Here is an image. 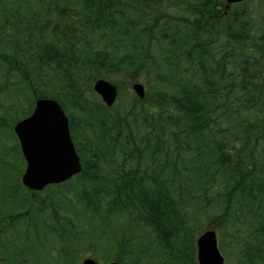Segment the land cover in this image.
Here are the masks:
<instances>
[{
	"label": "trees",
	"instance_id": "16d2710c",
	"mask_svg": "<svg viewBox=\"0 0 264 264\" xmlns=\"http://www.w3.org/2000/svg\"><path fill=\"white\" fill-rule=\"evenodd\" d=\"M136 79L143 99L121 91ZM37 98L65 112L81 171L32 192L12 127ZM1 135L0 264H78L83 223L105 262L198 264L212 227L224 264H264V0H0ZM31 226L66 242L53 261Z\"/></svg>",
	"mask_w": 264,
	"mask_h": 264
},
{
	"label": "water",
	"instance_id": "95a60500",
	"mask_svg": "<svg viewBox=\"0 0 264 264\" xmlns=\"http://www.w3.org/2000/svg\"><path fill=\"white\" fill-rule=\"evenodd\" d=\"M245 0H225L226 6ZM93 91L102 102L110 107L116 100V86L105 79H97ZM132 91L144 98V85L134 82ZM25 167L21 175L22 185L32 191H40L47 185L59 184L70 179L81 170L68 126V119L60 105L53 99L35 100L31 114L13 126ZM198 264H224V256L217 244L216 232L203 231L195 240ZM80 264H97L92 258H85ZM104 264H120L110 261Z\"/></svg>",
	"mask_w": 264,
	"mask_h": 264
},
{
	"label": "rangeland",
	"instance_id": "374dc122",
	"mask_svg": "<svg viewBox=\"0 0 264 264\" xmlns=\"http://www.w3.org/2000/svg\"><path fill=\"white\" fill-rule=\"evenodd\" d=\"M134 82H141V80L136 79V80L130 81V84L129 85H123L121 87V91H127L128 89L131 90V85ZM133 94L136 96V94L134 92H133ZM122 98H123V95H120V100ZM12 138L13 137H11V136L1 135L0 145H6L7 147H10L11 148L12 145H13ZM9 152L13 156L14 151L13 150H10ZM6 158L10 159V156L8 157V154H7ZM17 163H18L17 161L16 162H12V164H11L12 171L17 172V170H16ZM18 166L20 167V164L19 163H18ZM21 168H22V171L21 172H23L24 165L22 167V164H21ZM3 171L4 170H3V167H2V171L0 172V174H3ZM8 177H10L9 173H7V178ZM3 179H5V178H2V177L0 178V183H1V181ZM73 207L70 206L72 216H73V214H75V215L78 214L77 216H78L79 220H81V223H82V221H85L87 218L85 217V215L83 214V212H80L81 209L79 207H74V208ZM0 208L3 209L1 207V205H0ZM76 222H78V221H76ZM82 226H83V232L78 233L77 234L78 238H76L75 240H73L71 242V245L75 249V253L76 254H74V256H75L76 262H78V264H80L82 262V260L85 259V258H87V257L93 258L94 260H96V261H98L100 263L105 262V261L101 260V256H103V253L104 252L106 253L107 248L109 246L108 242L107 241H104V240H95L93 237H91V235L89 234V232L86 231V226H85L84 223H83ZM31 227H32V230H30L29 232H30V235L34 238V243H33L34 251H36V253L41 254V256L45 258L43 261H47V258H50L53 261V259H55L54 256H56V251H57L56 249L57 248L59 249L61 247V245H63L65 247L66 246V242H63L62 244H60L58 242L56 244V249L50 251L48 249L49 247H46V246H47L48 243H52V242H51L50 239L43 238L41 236V232H40L42 230L41 229V226H39V231L38 232H35V227L34 226H31ZM204 229H206V230L207 229L208 230L209 229H213L214 230V228H212V227H209V228L208 227H205ZM40 244H42L43 247H40ZM26 257H27V255L24 256V258H26Z\"/></svg>",
	"mask_w": 264,
	"mask_h": 264
}]
</instances>
